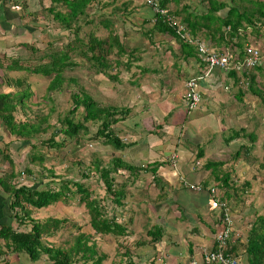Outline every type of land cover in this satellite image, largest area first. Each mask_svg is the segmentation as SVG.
<instances>
[{"label": "trees", "instance_id": "trees-1", "mask_svg": "<svg viewBox=\"0 0 264 264\" xmlns=\"http://www.w3.org/2000/svg\"><path fill=\"white\" fill-rule=\"evenodd\" d=\"M1 1L3 3L10 1L11 5L18 2L16 0ZM44 1H47V4H44ZM95 1L97 0H38L39 5L41 4L39 11L46 14V17L50 21L57 23L58 27L69 32L72 38L68 43L63 44L61 49H54L53 51L49 50L51 42L49 40L45 41L49 53L46 51V53L37 56L40 60L45 58L47 62L44 66L40 62L32 66L23 65L20 64L22 61L17 57L10 60L9 67H7L8 71L27 70L33 73L40 72L47 76L51 75L44 95V99L49 100L52 94L57 92L61 87L64 67L70 63L75 64L69 55H74V52H77V55L84 62L88 63L89 68L94 69L96 73L103 74L110 80L119 81L120 83V80L117 79V73H109L108 69L111 68L112 64L114 67H118L121 64L124 68H129L131 61L126 59L123 62L119 60V56L127 51H135L138 47L127 49L120 42L118 34L115 31L113 33L111 29L108 30L107 36L104 38L97 37L93 32L84 34L85 39L81 41L77 38L80 29L79 22H84L86 19L85 9L89 5L93 6ZM164 3H166V0H158V7L165 8ZM206 3L207 8L204 15H191L192 10H189L184 17L178 19L177 23L180 25L181 32L185 35L184 37H180L175 32L177 28L176 24L168 23L169 20L175 21V15L179 17L178 13H174V15L166 8L169 19L164 17L165 13H152L149 21L148 19L143 21L145 23L150 22V19L155 17L150 29L148 28L149 30L145 31L147 36L144 42L148 44L154 43L150 36L153 32L164 34L172 37L177 42L181 54L190 56L196 53L194 41H199L198 38L200 39L198 36L202 32L200 27V24H202L206 26L205 31L210 36L206 40H215L214 42L217 45L215 50L217 53L227 52L232 61H234L247 54L249 45L244 46V44L248 43L247 39L249 37L251 40L253 39V43L259 37L264 38V0H206ZM22 7H25L23 3L20 4L21 9ZM222 9H226L224 15L220 16L216 14V12ZM27 14L34 23L37 12H29ZM97 24L108 25V19H98ZM23 30L30 33V29L26 26L23 27ZM21 45L33 50L32 44L28 42H21ZM262 46L260 48L261 51L257 49L260 62L252 69L260 77H264V43ZM235 49L238 51H235ZM111 52L117 57L113 60L106 59L105 55ZM131 58L136 61L140 57ZM67 59L71 60L67 62ZM146 70L149 69L141 66V72ZM228 74L232 76L234 84L237 85L239 79L235 75L234 69H231ZM67 80L69 81L65 86L74 83L73 76H68ZM256 80L253 72L242 73V81L243 83H247L244 86V90L246 89L262 101L264 89H260L256 85ZM14 82L17 86L21 85L20 81ZM123 90L122 93H124ZM100 91L102 90L97 89L95 93L99 95ZM241 93H244V91H241ZM93 96V94L91 96L89 92H86L81 87L77 91L71 92L69 94L71 105L66 110L65 115H61L60 117L58 112L56 120L48 123L47 120L49 114L54 109L53 106L48 107L49 112L47 113L34 112L32 120L28 117L17 118L15 117V111L20 110L23 114H26L25 107L21 106L23 98L26 95L22 94L16 100L14 99V93H0V119L10 134H14L28 143L30 147V152L27 155L28 160L40 166L36 170V175L41 174L38 177L39 181L42 182L41 187L35 188H25L24 186L12 188L14 185L9 186L13 197L12 205L14 208L16 207L15 212L17 214L19 212L21 215V220H19L18 224L27 221L30 226L26 230L22 229L20 231L12 229L9 226L0 227V235L8 241L11 250L25 252L32 260L38 259L43 254L51 261V264H102V261L108 258L109 253L101 250L96 240L105 241L112 239L117 240L115 241L117 245L110 264H135L131 260L128 247L131 244L135 246V244H139L141 241L142 243L156 242L161 236V227L152 224L145 230L143 228V234L139 232L142 235H137L136 238L130 240L132 230L126 227L127 222L122 219V211L125 206L124 198L127 196L126 183L116 184L112 173L118 169H130L131 166L123 162L119 157L109 159L108 164L104 166L98 156L96 158L99 159L93 160L91 151L84 150L85 153L78 151L82 156H76V159L73 161L76 165V172L68 178L56 175L52 165L47 162L48 157L42 150L43 147L62 150L66 144L71 143L75 147V150L77 146H86L89 142L97 140L115 149H121L126 146V143H123L117 136L113 125L117 120L122 119L129 109L123 107V105L113 106L112 104L109 105L97 101L95 99L96 95L94 98ZM74 114L78 115V118ZM46 133L48 135L45 136ZM221 135L225 143L235 140L241 135L244 138L247 137V142L240 144L232 152L231 159H236L241 151L246 152L251 149L255 139V135L252 132L245 133L242 127L231 130L226 135L222 132ZM196 140L198 142V136ZM195 149L196 154H198L197 157H200L203 154V146L196 143ZM64 150L67 151L69 149ZM83 156H88L90 158L89 162ZM226 161L220 159L205 161L203 166L209 169L208 174L212 175L214 183L209 187L206 185L207 180L203 179L199 183L201 191H206L208 196L216 202L217 208L209 209V213L214 215L213 223L222 221L225 213L231 218V203H233V198L235 200L237 198L236 190L246 191L250 184L247 180H244L240 185H237L234 178L230 175L231 172L222 168ZM44 162L46 163L44 164ZM86 163L89 164V167L84 165ZM260 166L264 169V145L262 147ZM217 167H220V169H215ZM80 169L83 171L79 172ZM22 170L25 173L28 172L29 175L33 173L27 166H24ZM66 171L68 173L70 168L66 167ZM9 175H12L13 178L16 176L15 173ZM90 177H93V180H96V185L101 188L100 191L98 190V193H94L92 189L89 190L88 179ZM179 177L182 178L181 175ZM8 179L7 181H10ZM216 189L218 190L216 191ZM219 190H221L220 194ZM73 193L77 194L75 204H82L86 208L84 212L88 216L86 223L90 232L86 233L77 230L76 234L63 244L44 241V239L49 240V237H54L60 227L63 226L67 229L70 226L77 225L78 222L70 221L65 217L57 218L54 216L47 217L43 221H38L31 218L29 212L34 208H41L59 200L68 203L71 201L69 199L72 198ZM262 193L264 196V180L262 181ZM118 210L121 212H116ZM132 216L131 212L128 219L132 218ZM66 224L69 225L66 226ZM237 244L238 240L236 239L225 250V253L232 257H238ZM242 246L240 259L243 256L244 264H264V211L262 215L255 217L250 224ZM119 247H126V250L118 254ZM118 256H121L122 259L117 260ZM125 258H129L130 260H125Z\"/></svg>", "mask_w": 264, "mask_h": 264}, {"label": "crops", "instance_id": "crops-1", "mask_svg": "<svg viewBox=\"0 0 264 264\" xmlns=\"http://www.w3.org/2000/svg\"><path fill=\"white\" fill-rule=\"evenodd\" d=\"M16 1L18 2L11 5L10 1L3 3L0 0L1 68L9 67L10 60L19 57L20 51L18 52V48L22 40L18 39V36L20 35V29L25 26L22 25L23 16L28 15L27 9L30 8L27 7L32 2V0ZM116 1L118 0H97L92 7L101 12H103L104 7H107L114 14L113 6L116 8L119 6V10L124 15H129L128 17L134 15L130 20L135 22L138 29L141 30L143 25H152L149 22H143L147 19L149 21L152 14L145 0ZM21 3L25 5L22 9L20 8ZM128 4L131 9L127 13L125 10L128 8ZM164 4V7L172 14H179V17L174 14L176 21L184 17L189 10H192L191 15H204L207 8L206 0H166ZM147 10L148 13L145 14ZM225 13L226 9L216 12L220 16ZM200 27L202 32L198 36L200 37L198 40L215 50L217 48L215 40H206L210 37L205 31L206 26L200 24ZM143 34L145 35V32ZM153 34L150 36L154 37ZM161 40L162 37L157 36V43ZM163 40L164 48L167 51V55L163 59L168 58L170 66L175 67L176 76L181 81L178 82L177 80L176 83L170 84L168 83L169 77H166L168 81L161 83L162 78L159 74L160 86L157 89H151L147 93L141 90L133 98L128 95V101L123 107L128 108L129 111L113 125L117 136L123 143H126V146L121 149L116 148L117 155H108L105 154V151L100 150L90 149V151L99 153L98 157L102 158L101 163L104 166L113 157H119L131 166L130 169L116 170L118 174H120L118 171L122 170L124 179L119 183L124 182L127 187L124 209H128L129 212L125 216L129 218L132 212L131 207L134 205H143L144 211L147 210L148 204L159 205L158 210H155V218L150 225L157 223L161 227V236L156 242L142 243L141 241L135 246L131 244L128 247L131 260L135 264H191V260L195 261L196 264H202L199 249L200 247L208 248L211 246L213 232L218 225L217 222L213 223L214 215L209 213L206 207L198 204L197 197L181 193L180 183L182 178H185L188 183H200L203 181L204 175L209 173V169L203 164L205 161L210 160L205 159L199 165V160L207 156L205 154L207 153L205 144L210 142L209 136H204L206 128L202 122L203 114L211 115L212 111H215L214 129H218L222 133L224 129L231 125L229 123L230 106H227V102H230L232 98L241 99L244 94L241 93L243 90L240 89L242 85L240 83L234 84L232 76L228 74L230 71L222 72L216 69L208 77L198 82L199 104L196 109L186 112L182 100V85L187 77L193 76L201 70V64L196 53L190 56L181 54L177 42L172 37L168 36ZM163 59L156 60L161 61ZM158 72L160 73L161 69ZM252 72L255 74V80L257 78L255 82H257L260 76L254 70ZM154 73L157 72L154 71ZM134 84L136 83L133 81L132 85ZM135 88H139V86ZM15 92L18 93L19 88L14 80H11L10 77H6V80L0 78L1 94ZM129 120L131 123L130 132L125 130L123 126ZM197 136L199 138L198 142L196 140ZM196 143L203 146V154L200 157H197L198 154H196ZM97 147H100L99 144ZM29 152L28 143L14 134H10L0 119V227L9 226L20 231L22 229L26 230L30 226L27 221L18 224L21 215L19 212L18 214L15 212L16 207L14 208L12 205L13 197L9 187L12 185H14L12 188L18 186H24L25 188L41 187L42 182L37 181V176L29 175L28 172L25 173L22 170L24 169V167H21L24 162L23 157L26 158ZM192 152L193 158L189 159ZM173 154L177 161V166L174 169L169 166L168 161V158ZM17 157L19 165L12 166L14 158ZM13 173L16 174L14 178L9 175ZM117 173H112L115 183L119 181V179H115ZM180 175L182 178L179 177ZM130 177L134 178L136 182H132L129 186ZM161 177L165 181H162ZM7 179L10 181H7ZM132 184L133 186H131ZM164 184H167V186ZM193 205L196 207V212L191 210ZM118 212L121 211L118 210ZM190 212H192L191 215L188 214ZM29 213L31 218L37 220L34 210ZM125 216L122 215V219ZM128 220L131 223V217ZM142 234H139L136 229H132L131 235L133 236H130V240ZM118 249V254H121L123 250H126V247H119ZM121 259L122 257L118 256L117 260ZM125 260L130 259L125 258ZM0 264H51V261L43 254L38 259L32 260L25 252L11 250L8 241L0 235Z\"/></svg>", "mask_w": 264, "mask_h": 264}, {"label": "rangeland", "instance_id": "rangeland-1", "mask_svg": "<svg viewBox=\"0 0 264 264\" xmlns=\"http://www.w3.org/2000/svg\"><path fill=\"white\" fill-rule=\"evenodd\" d=\"M116 2H119V0ZM44 4H47V1L44 2ZM40 6L41 4L39 5L38 0H32L31 4L27 7L30 8L27 9V13L37 12L34 23L30 20L29 16L27 15L23 16L22 25L28 27L30 29V33L29 31H24L23 29H20L21 31H20V35L18 36V39H21L22 42H28L33 46V50H30V48H27L26 46L23 47L22 45H20V47L18 48V52L20 51L19 59L22 61V63L20 64L23 65L27 64L28 66L29 65L32 66L40 62L42 63L41 65L44 66L47 62L45 58L40 60L37 58V56H39L42 53H46V51L48 52V49L45 45L46 44L45 41L49 40L51 42L50 43L51 47H49V50L53 51L54 49H61L62 45L68 43L69 40L72 38V35L69 32L58 27L57 23L55 22L53 23L46 17V14L39 11ZM118 7L116 8L113 6L112 10H115V13L112 14L111 10H109L107 7H104L103 12H101V11H97L96 9H93L91 5L87 6V8L85 9L86 19L84 22H79L80 29L77 38L80 41L85 39L84 34L88 32H93L97 37L104 38L107 36L108 30L111 29L113 30V33L115 31V33L118 34L120 42L124 47H126L127 49L136 46L138 47V49L135 51H131V52L127 51L126 53L119 56V60L123 62L126 61V59H129L131 61L129 68H124L121 64L118 67H114V65L112 64L111 68L108 69L109 73H117V77H118L117 79L120 80V83L119 81H113L108 79L106 76H104L101 73H96L94 69L89 68L87 62H84L81 59V57L77 55V52H74V55L71 54L69 56L75 64L70 63L66 67H64L63 69L64 72L62 74L63 81L61 82L60 89L54 94H52L50 99L47 100L44 99V95L46 93V86L51 75L47 76V75H43L40 72L33 73L27 70L8 71L6 67L3 68L0 67V78L2 80L4 79L6 80V77H10L11 80H14L16 82L20 81L21 83V85L18 86L19 92L14 93V99L17 100L18 97L22 94L26 95V97L23 98L24 100L21 104V106L25 107L26 114H23L20 110H18L15 111V117L17 118L28 117L29 119L32 120L34 112L47 113L49 112L48 107L53 106L54 109L52 113L49 114L47 120L48 123H52L53 121L56 120L57 117L56 115L58 114V112L60 114L59 115L60 117L61 115H65L66 110L71 105L69 94L73 91H77V89L80 87L83 88L86 92H89L91 96L92 94L94 96L96 95L95 99L97 101L104 102L109 105L112 104L113 106H118V105L121 106L128 101V95L130 97L132 96L133 98L136 97L138 95V92H140L141 90L147 93L151 89H157L160 86L159 85L160 81L161 83L166 80L168 81V78L166 77H169L168 83L170 84L176 83L177 80L178 82L181 81V79L176 76L175 67L170 66V62L168 61V58L163 59V57L167 55V51L164 48L163 39L168 36L159 33L157 34L155 32V34H153L154 37H152V41H154L153 44H148L144 42L147 35L146 34L144 35L143 32H145L146 29L150 28L151 25L150 24H147L145 26L143 25L141 30L138 29L136 27L135 22L134 21L131 22L130 20V18H133L134 15L132 14L133 15L132 17L131 16L128 17L129 15L128 16L124 15L123 12L120 11ZM130 9L131 8L128 4V8H126L125 11L128 13L130 12ZM99 13L100 15H98ZM147 13L148 10L146 11L145 14ZM101 18H107L109 24L108 25L97 24V20ZM157 36L162 37V40L158 43L156 41ZM247 41L250 47H256L258 50H260V48L263 47L262 45L264 43V38L259 37L253 43V39L251 40V38L249 37ZM76 44H78V42H76ZM235 51L238 50L235 49ZM18 52H16V54H18ZM105 57L106 59L113 60L117 56L113 52H111L105 55ZM131 57H141V58L135 61L132 60L133 58ZM71 59H67L66 61L68 62ZM156 59H163V60L158 61ZM143 60H145V62H143ZM143 64L144 67L150 69L141 72L140 68ZM69 67L71 68L69 69ZM159 69H161L160 73L158 72ZM154 71H156L157 73H154ZM248 72H252V69L249 70ZM159 74L161 75V77L158 76ZM68 76H73L74 83H71V85L69 86H65L69 81L67 80ZM159 77L162 78L160 81H159ZM258 79L259 80L255 82L256 85L259 86L260 89H264V77H260ZM133 81L136 84L132 85ZM183 85L181 90L182 94H183ZM136 86H139V88H135ZM97 89L102 90L99 92L100 93L99 95L95 93ZM240 89L244 91L243 93L244 95L241 97V99L232 98L230 102H227V106H230L229 123L231 125L230 127H227V129H224L223 132L226 135L227 132H231V130H235L241 127L244 128L245 133L252 132L255 135V139L254 142L252 143L251 149L247 150L246 152L241 151L240 155H238L236 159H231L232 152H234V150H236V148L240 144H245L247 142V137L244 138L243 135H241L237 139L225 143L220 131L218 129L216 130L214 129L215 124L213 122L215 120V111H212L211 115H207L205 113L203 114L202 122L204 123V127L206 128L204 136L208 135L210 142L205 144L206 147L205 150L207 152L205 153L207 155L206 158L202 157V159L199 160V165L203 161H205V159L227 160L222 168L227 169V171L231 172L230 175L232 178H234L235 183L237 185H240L244 180H247L250 183L249 188L246 191H242L240 189L236 190V195L238 199L236 198L235 200L233 198V203H231V209H230L231 220L232 223H234L232 224L233 236L236 237V239L238 240L237 248L239 253L238 256L239 259H240V254L242 253V248H243L242 244L245 242L246 233L250 224L255 219V217L262 215L264 211V196L262 193V181L264 180V169L261 168L260 166L262 147L264 145V97L262 98L261 101L260 98L252 95L246 89L244 90L243 86H241ZM122 90L124 91V93H122ZM74 116L75 117L77 116L78 118V115L74 114ZM123 126L125 130H129V127H131L130 120L124 123ZM130 131L131 130H129V132ZM46 135H48V133H46L45 136ZM98 144L100 147H97ZM81 146H77V148L74 150L75 147L72 146L71 143L70 144L68 143L66 144V146H64V149H69L67 151H65L64 149L62 150L48 149L46 147H43L42 150L44 151V153H46L48 157L47 162H49L52 165L55 174L67 178L69 176L74 175L76 172V168H75L76 165L74 164L73 161L76 159V156L81 155L79 154L78 151L84 152V150L90 151L91 149V150H100L103 152L105 151L106 152L105 154L108 155H112V154L117 155V152L114 147L108 144H102L100 143L99 140L91 141L88 144H86V146L84 145L82 147ZM91 153L93 155L92 156L93 160L99 159L96 158V156H98L99 153L93 151H91ZM51 155L53 156L50 157ZM189 156H190L189 159H192L193 152ZM18 157L14 158L12 162V166L19 165ZM83 157L84 159L87 160V162H89L90 158L88 156L86 157L83 156ZM23 161L24 162L22 163L21 167L27 166L33 172L32 174L34 176H37L36 170L40 166L37 163H31L30 161H28L27 157L26 158L23 157ZM45 163L46 162H44V164ZM84 165H87L89 167V164L87 163ZM169 166L172 169H174L173 166H171V164H169ZM176 166H177V161L174 162V167ZM66 167L70 168V171L68 173L66 171ZM215 169L218 170L220 169V167H217ZM80 171L83 170L80 169L79 172ZM121 171L122 170L118 171L120 172V174H118L117 171L114 172L117 173L115 174V179L116 180L119 179V181H116V183H119L121 180L123 181L124 179ZM38 176H41V174H39ZM38 176L37 179L39 181ZM93 179H94L93 177H90V179H88L89 190L92 189L94 193H98V190L100 191L101 188L96 185V180ZM160 179L162 181H165V179L162 177ZM182 179L186 181L185 178ZM212 179H213L212 175L209 174L204 175V180L208 181L206 184L207 187L211 186L214 183ZM132 182H136V181H134V178L130 177L129 186ZM164 185L167 186V184ZM131 186H133V184ZM179 189L181 193L187 196L191 195L197 197L198 204L206 207L207 209L213 207L212 203L206 201V198L209 197L206 191L195 192L188 189L187 185L181 183ZM217 190L218 189H216V191ZM220 193L221 190H219V194ZM73 194L75 195L73 196ZM73 194H72V198L69 199L71 201L68 203L59 200L56 202H52L47 206L33 209L35 213V217H37L38 221H43L47 217L54 216L57 218L65 217L70 221H75L76 223L78 222L77 225L70 226L69 228H67L68 230L65 229L63 226L60 227L57 230V233L54 237L53 236L49 237L48 238L49 240L44 239V241H49L54 243L57 242L63 244L65 241L70 240L76 234L77 230L80 232L84 231L86 233L90 232V229H88V225L86 223L88 216L84 212L86 208H84L82 204H75L77 194L76 193ZM158 207L159 205L156 204H148V207H146L147 210L144 211L143 205L132 206L131 208H132L133 216L131 218V223H128L129 222L128 217L125 216L128 214L129 210L124 209L123 216H125L124 220H126L127 222L126 227L127 228L130 227L131 230L136 229L138 232L143 233L144 231L143 228L146 229L153 222L152 220L155 218L154 217V214L156 212L155 210H158ZM191 210L193 212H196V207L194 205L191 206ZM188 214L191 215L192 212ZM67 225L69 224H66V226ZM96 241L101 250L107 251L109 253L110 258L108 256V259L106 258L105 260L102 261V264H108V262H110L113 257L115 247L117 245L115 241L117 240L107 239L105 241H101V240H96ZM240 262L244 264L243 256L242 259H240Z\"/></svg>", "mask_w": 264, "mask_h": 264}, {"label": "built area", "instance_id": "built-area-1", "mask_svg": "<svg viewBox=\"0 0 264 264\" xmlns=\"http://www.w3.org/2000/svg\"><path fill=\"white\" fill-rule=\"evenodd\" d=\"M146 4L149 6L152 13H165L166 19H169V15L166 8L158 7V0H145ZM155 17L150 19L153 23ZM168 23H174L177 25L176 33L180 37L185 35L181 32L180 25L177 21H168ZM196 44V54L201 64V70L193 76L188 77L184 82L183 89V103L187 112L196 108L199 102L198 94V82L203 78L208 77L214 69H219L226 71L228 69H234L237 73L243 70L252 68L260 62V57L258 50L256 48L248 47L247 54L243 56L240 60L232 61L227 53H217L213 48L204 44L200 41H194ZM174 155L170 157L171 166H174ZM188 188L193 190H200L198 184L185 183ZM213 207H216L215 200H209ZM212 208V207H211ZM230 218L224 214V218L220 221L219 229L216 231V250L214 252H204L203 258L208 261L216 260L220 264H237V261L233 258L223 255L222 249L224 246V239L228 236L230 232Z\"/></svg>", "mask_w": 264, "mask_h": 264}, {"label": "clouds", "instance_id": "clouds-1", "mask_svg": "<svg viewBox=\"0 0 264 264\" xmlns=\"http://www.w3.org/2000/svg\"><path fill=\"white\" fill-rule=\"evenodd\" d=\"M201 42V41H200ZM246 45H249L247 42L244 44V46H246ZM249 47H250V45H249ZM252 48H256V47H252ZM245 49V48H244ZM257 49V48H256ZM217 52V51H216ZM227 53V52H226ZM246 55V54H245ZM244 55V56H245ZM243 57V56H242ZM241 57V58H242ZM241 58H238V59H236V60H240ZM231 59V58H230ZM232 60V59H231ZM236 60H234V61H236ZM255 67V66H254ZM254 67H252V68H249V69H246V70H243V71H241L240 73H237L235 70H234V72H235V74H237L236 76L238 77V79H239V83L242 85V86H246V82H244V83H242V73L243 72H248L249 70H251V69H253ZM214 70H216V69H214ZM219 70V69H218ZM220 71H222V72H229V71H231V69H228V70H226V71H223V70H220ZM196 75V74H195ZM190 77V76H189ZM188 78V77H187ZM186 78V79H187ZM185 79V80H186ZM185 82V81H184ZM183 89H184V86H183ZM182 100H183V98H182ZM199 101H200V98H199ZM198 104H199V102H198ZM198 106V105H197ZM197 106H196V108H197ZM184 108H185V106H184ZM195 108V109H196ZM194 110V109H193ZM185 111H186V109H185ZM192 111V110H191ZM187 112V111H186ZM190 112V111H189ZM172 156V155H171ZM170 156V157H171ZM170 157L168 158V161H169V164H171L170 163ZM174 159H175V155H174ZM175 161H176V159H175ZM173 168H175L174 166H173ZM183 182H185V183H188L187 181H184L183 179H181V184H183ZM191 184H193V183H191ZM195 184V183H194ZM196 184H198L199 186H200V184L199 183H196ZM185 185V184H184ZM188 189H190V188H188ZM190 190H192V191H195V192H202L201 191V188H200V190H198V191H196V190H193V189H190ZM212 198L209 196V197H207L206 198V201H209V200H211ZM214 208H217V206L216 207H210V208H208V210L209 209H214ZM228 217L230 218V216L228 215ZM230 226H231V228H230V232H229V234H228V236L224 239V246H223V249H222V252H223V255H225V256H228V257H230V258H233V259H235L236 261H237V264H242L241 262H240V259L237 257V256H235V257H232L231 255H229V254H227V253H225L226 251V249L230 246V244H232L235 240H236V237H234L233 236V228H232V224H234V223H232V220H231V218H230ZM217 228H215V230H214V232H213V241H212V244H211V246L210 247H208V248H206V247H200V249H199V251H200V257H201V262H202V264H220L218 261H216V260H213V261H208V260H205L204 258H203V253L204 252H214L215 250H216V238H215V236H216V231L219 229V226H220V221L217 223ZM234 237V238H233ZM214 245V246H213ZM191 264H196V262L195 261H193V260H191Z\"/></svg>", "mask_w": 264, "mask_h": 264}]
</instances>
